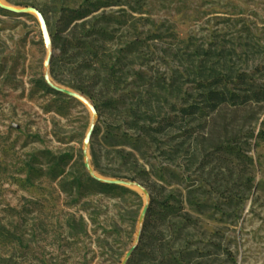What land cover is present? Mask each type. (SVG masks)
<instances>
[{"label":"rangeland","instance_id":"obj_1","mask_svg":"<svg viewBox=\"0 0 264 264\" xmlns=\"http://www.w3.org/2000/svg\"><path fill=\"white\" fill-rule=\"evenodd\" d=\"M2 1L42 10L50 42L37 13L0 4V264H264V101L156 140L126 121L179 46L217 39L263 63L264 0H103L98 50L64 16L96 0Z\"/></svg>","mask_w":264,"mask_h":264},{"label":"trees","instance_id":"obj_2","mask_svg":"<svg viewBox=\"0 0 264 264\" xmlns=\"http://www.w3.org/2000/svg\"><path fill=\"white\" fill-rule=\"evenodd\" d=\"M109 4L96 0L90 4L96 5L94 9L90 6L68 7L64 12L66 26L70 27L74 23L70 30L83 28L82 38L90 47L98 50L97 41L107 38L111 18L107 13H92ZM54 46H60L58 35L54 38ZM96 55L102 59L97 51ZM174 59L176 64L172 67L171 75L149 80L146 92H141L128 106L126 121L130 128L136 129L139 137L156 140L159 133L165 132L169 126L184 128L196 121L203 110L212 111L225 103L240 105L264 101V62L251 64L249 57L235 46H226L217 39L211 40L209 44L197 42L192 48L188 45L179 46L174 52ZM44 84L50 91L63 93L47 82ZM114 100L118 101L117 98ZM167 104L169 109L166 111ZM66 156L68 154L63 155L53 169L60 167L63 162L68 163ZM60 169L56 171L58 174L64 171V168ZM92 181L108 189L133 191L120 183L102 181L90 175L87 182ZM77 183L80 185L85 182L78 178Z\"/></svg>","mask_w":264,"mask_h":264},{"label":"water","instance_id":"obj_3","mask_svg":"<svg viewBox=\"0 0 264 264\" xmlns=\"http://www.w3.org/2000/svg\"><path fill=\"white\" fill-rule=\"evenodd\" d=\"M0 4L6 8H9V9H12V10L18 11V12L33 11V12L37 13L38 16L40 17L41 22H42L43 33H44L45 39L48 43L50 42L49 25H48V21L46 19V16L42 10H40L39 8H37L33 5H31V6H17V5L11 4V3H6L2 0H0ZM53 86H55L56 88H58L64 92H67L71 95H79V92L72 90L66 86H62V85H58V84H53ZM108 181L117 182V183L126 182L123 179H113V180H108ZM146 211H147V207L144 210V215H145Z\"/></svg>","mask_w":264,"mask_h":264},{"label":"bare ground","instance_id":"obj_4","mask_svg":"<svg viewBox=\"0 0 264 264\" xmlns=\"http://www.w3.org/2000/svg\"><path fill=\"white\" fill-rule=\"evenodd\" d=\"M132 184H133L135 187H137L138 189H141V190L144 189V188H143L140 184H138V183L133 182Z\"/></svg>","mask_w":264,"mask_h":264}]
</instances>
